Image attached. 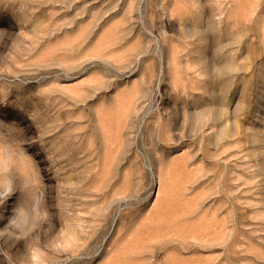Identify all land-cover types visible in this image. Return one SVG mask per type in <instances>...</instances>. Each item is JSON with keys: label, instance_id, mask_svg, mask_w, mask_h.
I'll list each match as a JSON object with an SVG mask.
<instances>
[{"label": "rangeland", "instance_id": "rangeland-1", "mask_svg": "<svg viewBox=\"0 0 264 264\" xmlns=\"http://www.w3.org/2000/svg\"><path fill=\"white\" fill-rule=\"evenodd\" d=\"M0 264H264V0H0Z\"/></svg>", "mask_w": 264, "mask_h": 264}]
</instances>
